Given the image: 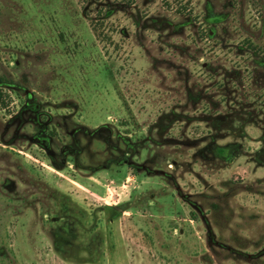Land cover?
Masks as SVG:
<instances>
[{"label": "rangeland", "instance_id": "1", "mask_svg": "<svg viewBox=\"0 0 264 264\" xmlns=\"http://www.w3.org/2000/svg\"><path fill=\"white\" fill-rule=\"evenodd\" d=\"M0 264H264V0H0Z\"/></svg>", "mask_w": 264, "mask_h": 264}]
</instances>
